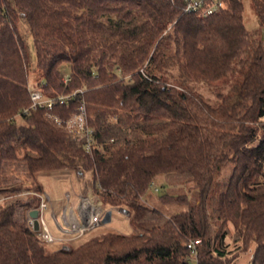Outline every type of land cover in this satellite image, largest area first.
<instances>
[{
  "label": "trees",
  "instance_id": "1",
  "mask_svg": "<svg viewBox=\"0 0 264 264\" xmlns=\"http://www.w3.org/2000/svg\"><path fill=\"white\" fill-rule=\"evenodd\" d=\"M223 1L202 17L184 0H0V168L86 179L133 231L48 252L24 222L37 198L18 204L20 220L3 201L0 264H229L228 237L264 264V0H249L252 31L242 0ZM31 72L43 94L73 95L51 110L62 124L45 109L22 113ZM81 104L90 153L64 126ZM159 176L167 193L152 197Z\"/></svg>",
  "mask_w": 264,
  "mask_h": 264
},
{
  "label": "rangeland",
  "instance_id": "2",
  "mask_svg": "<svg viewBox=\"0 0 264 264\" xmlns=\"http://www.w3.org/2000/svg\"><path fill=\"white\" fill-rule=\"evenodd\" d=\"M242 2L244 8L243 22L245 28L249 31L255 30L258 27V21L251 9L249 0H242ZM25 41L28 51L33 59L34 51L32 40L29 35L25 37ZM32 68H34V63H31V69ZM28 79L31 84H34L36 82L37 76L35 73L31 72ZM196 88L207 100L214 99L213 87L200 83L196 84ZM229 172V169L222 170L220 175L218 176V179H223L229 174ZM59 177L60 178L56 177L54 174L48 173H38L35 176V181L40 184L42 188V194L44 196H47L52 203V208H48L43 215L45 223L47 224L48 229L53 235L60 234L56 232L55 221L51 216V213L53 211V208L54 212L58 211L59 202L62 203L64 201H67L66 195L70 197V203L73 205L75 204V200L77 199L76 196L78 195H80L82 198L92 197L94 200H98L99 202H101L98 198H96L89 186L86 185V179H78L73 173L63 174ZM0 180L1 184L8 187L9 190L4 194L6 197H9V199L5 200L4 202L15 204L16 212L14 218L16 220H20V211L22 209L19 207V205L26 202H33V200L36 198L32 194L27 193L29 191L35 190V181L30 179L29 174L26 170L25 163L18 162H4L2 164V167L0 168ZM164 183V179L161 176L156 177L153 180L151 185V191L153 193L152 197H157L162 193H167V188L162 189L161 187L162 185H164ZM188 196L190 198V202L194 203L196 195L195 191L192 188L189 189ZM71 210L73 211V209ZM102 210H105L104 212L109 213V220L101 224L95 230L86 233L81 239L73 242L71 245L76 246L80 243H83L87 239L107 232L119 233L123 235L132 234L133 231L129 225L127 217L122 215L119 212V209L104 207L102 205ZM171 211L174 210L171 209ZM226 244V253H229L228 257L232 258L229 264H250L254 251L253 245H250V249L246 252H237L236 250H234L235 245L231 237H228L226 239ZM60 247L63 246L54 244L46 246V249L48 252H54ZM190 264H195L194 260H191ZM223 264H226L225 261H223Z\"/></svg>",
  "mask_w": 264,
  "mask_h": 264
},
{
  "label": "built area",
  "instance_id": "3",
  "mask_svg": "<svg viewBox=\"0 0 264 264\" xmlns=\"http://www.w3.org/2000/svg\"><path fill=\"white\" fill-rule=\"evenodd\" d=\"M186 13H198L202 17H207L218 13L224 8L223 0H184ZM64 83H67L68 77H63ZM28 94L30 104L27 108L22 110L24 115H29L39 109H45L47 116L51 118L56 124H62L59 117L52 115L51 110L56 106H66L73 98V95H46L36 86L29 81ZM64 126L71 132L76 133V140L84 144L86 152L90 153L91 150L97 147L96 142L93 140L92 131L86 125V111L83 104H81L77 113L70 119L64 122ZM35 196L38 200L37 205L26 211L25 213V226L29 232L40 241L42 244L49 245H65L72 244L73 242L81 239L86 233H89L101 224L109 220V213L102 210L101 202L94 200L92 197L81 198L76 208V220H72L69 214L63 213L59 219L53 215L56 227L59 231L58 236L51 234L44 220V212L51 207V202L47 196L33 191L27 192ZM9 199V197H0V202ZM35 212L36 214L32 215ZM119 212L127 217V212L124 209ZM36 224V227L34 226ZM199 242H194L189 245L193 246Z\"/></svg>",
  "mask_w": 264,
  "mask_h": 264
},
{
  "label": "crops",
  "instance_id": "4",
  "mask_svg": "<svg viewBox=\"0 0 264 264\" xmlns=\"http://www.w3.org/2000/svg\"><path fill=\"white\" fill-rule=\"evenodd\" d=\"M76 197H77V199L75 200L76 202L73 205V204L70 203V197L66 195V200L67 201H64L62 203L59 202L58 211L54 212V208H53L51 216L53 217V215H55L57 217V219H59V217H61V215L63 213H66V214H69L70 218L75 221L76 220V208H77V206H78V204H79V202H80V200L82 198L80 195H78ZM51 208H52V203H51ZM71 209H73V211ZM55 229H56V232L59 233V231H58V229L56 227V224H55ZM56 236H58V235H56Z\"/></svg>",
  "mask_w": 264,
  "mask_h": 264
},
{
  "label": "water",
  "instance_id": "5",
  "mask_svg": "<svg viewBox=\"0 0 264 264\" xmlns=\"http://www.w3.org/2000/svg\"><path fill=\"white\" fill-rule=\"evenodd\" d=\"M263 37H264V34H263ZM36 214L35 212L32 213V215ZM34 226L36 227V224H34Z\"/></svg>",
  "mask_w": 264,
  "mask_h": 264
}]
</instances>
